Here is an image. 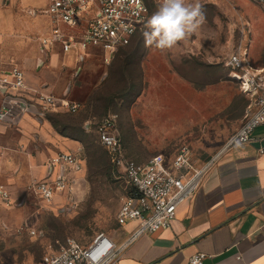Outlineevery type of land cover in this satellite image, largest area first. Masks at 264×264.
I'll return each mask as SVG.
<instances>
[{"label":"rangeland","instance_id":"374dc122","mask_svg":"<svg viewBox=\"0 0 264 264\" xmlns=\"http://www.w3.org/2000/svg\"><path fill=\"white\" fill-rule=\"evenodd\" d=\"M154 1L149 3V17L158 8ZM200 3L206 20L187 43L166 52L146 48L143 30L109 65L94 54L82 74L69 73L62 98L79 103L81 109L76 114L54 113L49 120L61 136L78 140L81 146L73 150L79 170L72 174L69 190L51 205L29 189L47 173L11 197V206L0 200V264H41L50 248L60 250L69 238L85 245L101 232L116 235V216L129 185L123 169L99 143L95 127L103 119L117 115L124 155L138 163L160 154L172 158L188 146L194 164L203 166L239 128L246 101L226 62L243 42L244 30L252 40L251 54H259L264 62V4ZM86 119L91 121L88 129L82 128ZM0 146V155L11 150ZM35 150L48 167L50 147L39 145ZM134 225L128 223L119 231L129 235Z\"/></svg>","mask_w":264,"mask_h":264},{"label":"crops","instance_id":"0c3cea01","mask_svg":"<svg viewBox=\"0 0 264 264\" xmlns=\"http://www.w3.org/2000/svg\"><path fill=\"white\" fill-rule=\"evenodd\" d=\"M48 2L0 0V79L16 68L25 76L23 89L0 90V111L9 99L23 101L8 121H0V145L11 150L24 148L23 152L8 150L0 155V187L14 198L49 170L35 150L39 145L50 147L52 156L57 150L75 155L73 149L81 146L76 138L54 130L49 120L54 113L36 115L37 93L62 98V85L68 82L69 73L82 74L90 57L80 61L76 53H65L60 45L43 48L40 39L49 37L52 28L44 12ZM251 48L252 62L259 63L254 65L264 67ZM90 122L84 120L82 128ZM260 139H264V125L256 129L251 143L217 158L195 193L178 207L170 229L142 236L117 264H188L199 252L207 255L204 264H264V154L258 152ZM127 233L123 230L111 236L121 243Z\"/></svg>","mask_w":264,"mask_h":264},{"label":"built area","instance_id":"2783aa9c","mask_svg":"<svg viewBox=\"0 0 264 264\" xmlns=\"http://www.w3.org/2000/svg\"><path fill=\"white\" fill-rule=\"evenodd\" d=\"M256 1L264 4V0ZM154 2L159 6L161 0ZM149 3L150 0H49L44 12L50 18L51 33L40 41L43 48L60 45L65 53L74 52L80 61L98 54L109 65L144 30ZM248 34L244 30L243 42L226 62L231 79L247 99V108L241 125L221 151L203 166L194 164L188 146L181 147L172 158L160 154L138 163L124 155L117 117L103 119L95 128L99 143L109 151L115 166L123 169L129 185L116 216V235L128 223L137 225L121 243L104 232L85 245L69 238L60 250L50 248L41 264H117L139 238L172 227L180 204L195 193L222 153L252 142L256 129L264 125V67L255 66L250 58L252 40ZM24 80V72L13 69L0 79V90L19 91L25 87ZM22 102L9 99L0 111V121H8ZM36 103L38 117L57 112L76 114L81 109L79 103L43 92L37 93ZM258 141V152L264 154V139ZM2 151L0 146V154ZM48 167L45 178L33 182L29 189L43 203L51 205L69 190L72 174L79 170V165L74 154L60 152L52 157ZM0 196L7 207L12 205L11 195L3 187ZM206 258L205 253L199 252L189 258L188 264H204Z\"/></svg>","mask_w":264,"mask_h":264},{"label":"clouds","instance_id":"9594fccd","mask_svg":"<svg viewBox=\"0 0 264 264\" xmlns=\"http://www.w3.org/2000/svg\"><path fill=\"white\" fill-rule=\"evenodd\" d=\"M205 20L200 0H161L144 25V46L169 51L181 42L187 43Z\"/></svg>","mask_w":264,"mask_h":264},{"label":"trees","instance_id":"16d2710c","mask_svg":"<svg viewBox=\"0 0 264 264\" xmlns=\"http://www.w3.org/2000/svg\"><path fill=\"white\" fill-rule=\"evenodd\" d=\"M109 154H110V153H109ZM110 156H111V155H110ZM111 160H112V162H113V159H112V157H111ZM113 164H114V163H113ZM127 193H128V191H127ZM127 193H126V194H127Z\"/></svg>","mask_w":264,"mask_h":264}]
</instances>
